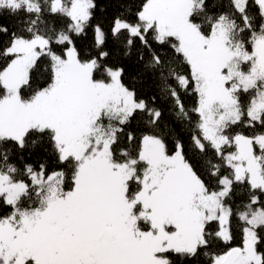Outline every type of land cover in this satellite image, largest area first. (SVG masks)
<instances>
[{
    "label": "snow or ice",
    "instance_id": "6c2138e0",
    "mask_svg": "<svg viewBox=\"0 0 264 264\" xmlns=\"http://www.w3.org/2000/svg\"><path fill=\"white\" fill-rule=\"evenodd\" d=\"M0 264H264V0H0Z\"/></svg>",
    "mask_w": 264,
    "mask_h": 264
},
{
    "label": "trees",
    "instance_id": "16d2710c",
    "mask_svg": "<svg viewBox=\"0 0 264 264\" xmlns=\"http://www.w3.org/2000/svg\"><path fill=\"white\" fill-rule=\"evenodd\" d=\"M103 2H104V3H106V2H107V0H103Z\"/></svg>",
    "mask_w": 264,
    "mask_h": 264
}]
</instances>
